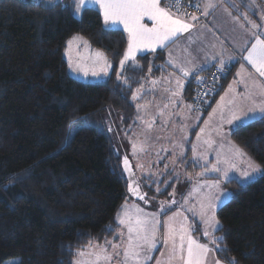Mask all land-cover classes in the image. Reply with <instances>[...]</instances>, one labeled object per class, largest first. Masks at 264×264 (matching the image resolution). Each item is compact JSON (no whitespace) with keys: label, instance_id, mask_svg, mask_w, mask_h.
<instances>
[{"label":"trees","instance_id":"obj_1","mask_svg":"<svg viewBox=\"0 0 264 264\" xmlns=\"http://www.w3.org/2000/svg\"><path fill=\"white\" fill-rule=\"evenodd\" d=\"M64 3L69 10L42 0H0V264L14 258L13 264H72L89 243L113 237L129 198L116 125L131 123L132 95L150 67L152 76L163 71L158 50L138 55L119 80L123 32L105 28L93 8L76 18L72 0ZM73 36L105 54L111 66L105 79L70 77L63 52ZM194 78L185 90L191 99ZM230 137L263 173L246 184L226 183L232 196L216 211L215 235L223 239L214 255L223 264H264V116L237 125ZM141 189L149 206V191Z\"/></svg>","mask_w":264,"mask_h":264},{"label":"crops","instance_id":"obj_2","mask_svg":"<svg viewBox=\"0 0 264 264\" xmlns=\"http://www.w3.org/2000/svg\"><path fill=\"white\" fill-rule=\"evenodd\" d=\"M42 1L44 2V0ZM188 1L196 2L199 6L197 14L195 15L197 20L194 22L188 21L194 23L195 27L191 29L190 32H184L173 38L172 42L168 43L166 47H160L164 50V60L168 61L167 63L169 65H166L172 71L170 76L166 75L161 81L165 80L167 86L175 84L177 87L176 97L181 100V102H179V108H177L178 112L162 110L160 114H158L155 113L158 111L150 108L152 103L147 101L150 96V90L149 88L144 89V87L152 83H158L156 81H159V77L162 73L161 71L156 75V78L153 79L150 73L152 68L150 67L132 95L135 112L130 119L131 123L126 127L128 130L124 133L121 129L117 130L116 135L119 149L126 157L129 155V151H143L145 153H143L144 164H194L195 162L192 159L191 150L194 148L195 143L198 142L196 136L198 133H201L200 128L204 123L205 127L209 126L208 123L212 121L214 116V118H216L215 122L217 121V118H219L218 111L220 109L223 113L226 111L224 115H228V120L224 121L221 126L214 128L213 132L209 134H212L214 138L220 139L228 136V141H231L235 146L237 145L230 137V130L237 125H242L264 116V112L260 111L261 106H264V76H261L252 64L242 58L248 54L247 50L251 49L252 44L255 43L254 34H260L262 38H264V21L263 24H259L254 15H249L247 11L243 13V0H214L217 6L214 9H209V15H203L206 0ZM161 6L168 8L174 15H179L181 19L193 16L186 15L185 17L182 13L173 12L166 5L164 0H161ZM81 7L82 9L93 8L97 10L105 28L122 31L126 39L125 51L127 50L128 33L124 30L123 24L111 22L105 24L99 4L91 2V0L87 5H82ZM75 8L76 5L73 4L72 15L78 18L81 13L73 14ZM250 19L253 22L250 21ZM143 22L151 27V21H148L147 18H145ZM202 40L211 42L212 47L203 50L201 48ZM69 41H75L83 47H88L87 52H90L89 50L94 51V56L98 59L101 57L97 55L98 53L104 54L99 50L91 48L80 36H73L67 43ZM176 43H179V45L171 48L168 52L163 49ZM160 48L156 50H161ZM152 52L153 51L150 49L136 51L135 58L138 55L153 54ZM135 58L125 61V64L121 66L120 61L124 59L123 54L118 65V68H121L119 74L123 72L128 64L134 63ZM221 59L224 60V64H234V71L229 79H227L221 92L213 101L208 111L202 114L199 121H197L194 116L197 112H195L191 104L192 99L185 96L187 82L192 75L190 74L187 77L184 76L181 69L194 70L196 75L203 71L197 70L201 66L206 70L213 65H220ZM110 68L111 66L107 67L108 75L110 73ZM119 80H121V78ZM167 92L168 89L164 94H167ZM161 98L164 105L169 104L167 96ZM187 105H189L188 109ZM249 109H254V111L249 112ZM245 113H247V116H245ZM234 117H240V119L234 120ZM230 120L233 122L229 123ZM224 140H226V138H224ZM176 156H178L177 159H175ZM169 160L171 161L169 162ZM168 176H171L169 171L164 172L161 178ZM125 201L128 200L126 199ZM124 202L116 215L113 236L114 231L120 227L118 220L121 217L120 212ZM145 206H148V203H146ZM140 209L141 212L137 214V216L143 218L145 212L142 208ZM176 210L177 208L173 206L163 211L160 215L162 221H166V219L174 215ZM195 224L197 223L189 221V229L191 226L190 233L193 237L197 238L193 234V225ZM113 245L117 244L115 243ZM119 251L121 254V250ZM159 254H161V249L155 251L149 264H158V262L159 264H181L180 259L174 258H167L163 261L161 258L157 261V256Z\"/></svg>","mask_w":264,"mask_h":264},{"label":"rangeland","instance_id":"obj_3","mask_svg":"<svg viewBox=\"0 0 264 264\" xmlns=\"http://www.w3.org/2000/svg\"><path fill=\"white\" fill-rule=\"evenodd\" d=\"M243 2V13L247 11L249 15H254V17L257 18L259 24H263L264 0H243ZM250 21L252 20L250 19ZM69 42L66 43L67 47L65 46L63 57L70 77L82 82H94L103 80L108 75L102 71L106 65H110L105 54H102L98 59L94 56V51L89 50L91 53L87 52L88 47H83L75 41ZM177 45H179V43L169 45L168 48L163 49L168 52ZM211 47V42L202 40L201 48L203 50L210 49ZM159 48L160 47H157L156 49ZM156 51L157 50L152 53ZM167 62L168 61L164 60L163 57L162 64H156V66L158 65L160 69L163 70L159 77V81H156L158 83H152L144 87V89L149 88L150 90V96L147 100L152 103L150 108L158 111L155 112L158 114H160L162 110L178 112L177 108H179V102H181V100L176 97L177 87L175 84L167 86L165 80L161 81L166 75L170 76L172 73L171 69L167 67V65H169ZM120 69L121 68H118V79L121 78L119 74ZM93 72L98 74L93 75ZM152 78L155 79L156 75H153ZM122 82H124L123 78ZM167 89V94H164ZM163 96L168 97L169 104L164 105L161 98ZM188 108L189 105H187V109ZM195 112L197 113L194 116L196 120L199 121V118L204 113L201 112V110ZM224 113L220 109L218 111L219 118H217L216 122L214 116L212 121L208 123L209 126L205 127L204 123L200 128L201 133L197 134L198 137L196 136L198 142L195 143L194 148L191 150V156L195 162L194 164H144L143 151H129L127 157L131 162L132 169L138 178L141 188L149 191L148 196L151 204L145 206L142 202H136L128 198V201L124 202L120 212L121 217L118 220L120 227L114 231V236L102 241V243L88 244L83 250L77 253L72 263L121 264L123 261V252L128 247L129 234L127 227L129 223L134 224L136 218L139 217L137 214L141 212L140 208H142L145 212L144 217L151 220L152 217L155 216V219L161 222L156 225V246L149 253L151 257H153L157 249L158 251L161 249V254L157 256V261L161 258L162 261L167 258H174L180 259L181 264H183L181 259L182 254L178 248V234L183 230L187 235H191V226L189 229V221H191L197 223L200 234L205 241L191 235L192 238L201 244L207 245L211 249L207 256L204 257V264H216L219 260L214 256V243H212V240L214 237H217L215 235L217 230H214L211 226L212 223H214L212 219V206H214L215 219L218 220L216 217L217 209L226 203L232 196L226 183L234 180L239 184H246L257 180L263 173L261 167H259L246 153L240 150L231 141H228V136L220 139L214 138L212 134H209L213 132L214 128L221 126L224 121L228 120V115H224ZM116 127L121 129L123 133L128 130L122 123L117 124ZM111 136L113 139L114 134ZM224 138H226V140H224ZM177 157L178 156H176L175 159H177ZM170 161L171 160H169V162ZM253 167H258L259 171L252 172ZM213 169L217 170L213 171ZM167 171H169L171 176L161 178L163 173ZM245 172H248L249 175L245 176ZM173 206L177 208L176 213L166 219V221H162L160 217L162 212ZM202 209L207 210V215L202 214ZM122 219L125 221L123 225L120 223ZM205 221H207V223ZM169 226L174 228L177 232V249L175 252L173 251L171 240H169L168 244L164 243V240L168 236ZM205 232H208L207 236H205ZM115 243L119 246L117 250L113 248V244ZM133 243H137L135 240V233H133ZM139 243L142 244L143 242L140 241ZM101 250H103L107 256L112 257L111 261L104 258L97 261L96 254L100 253ZM119 250H121L120 256L114 255V253ZM143 250H146V248L142 249V251ZM79 253H83V255H78ZM184 255H186V253H184ZM15 261H17L16 258L5 261L2 264H13ZM149 262H151V259L146 261L145 264H149ZM129 264H132V261H129ZM220 264L223 263L220 262Z\"/></svg>","mask_w":264,"mask_h":264},{"label":"snow or ice","instance_id":"obj_4","mask_svg":"<svg viewBox=\"0 0 264 264\" xmlns=\"http://www.w3.org/2000/svg\"><path fill=\"white\" fill-rule=\"evenodd\" d=\"M58 2L62 10H69L64 0H44V3L51 7H56ZM72 2L76 5L73 14H77L82 13L83 9L81 6L87 5L90 0H72ZM91 2L99 4L105 24L109 22L123 24L124 30L128 33V48L124 53V59L120 61L121 66L125 64V61L134 59L136 51H142L144 49L155 51L157 47H166L168 43L172 42L173 38L184 32H190L195 27L194 23L188 21L194 22L197 20L195 15L181 19L179 15H174L168 8L162 7L161 0H91ZM170 4H176L179 7L182 4V0H170ZM216 6L214 0H206L203 15H209V9H214ZM182 15L186 17V14ZM145 18L151 21V27L143 22ZM254 37L255 43L252 44L251 49L247 50L248 54L242 58L252 64L261 76H264V38L260 34H254ZM97 55L102 56L101 53ZM107 67H110V65H106L102 69L105 74H107ZM223 67L224 60L221 59L220 68L223 69ZM197 70L205 69L201 66ZM181 71L186 77L190 74L195 75L194 70L181 69ZM97 74L93 72V75ZM252 111L254 109H249V112ZM260 111L264 112V106H261ZM245 116H247V113H245ZM233 119H240V117H234ZM232 122V120L229 121V123ZM125 164H127V160H125ZM216 170L213 169V171ZM257 171H259L258 167L252 168V172ZM244 175L248 176L249 173L245 172ZM139 198L143 199L144 197L141 196ZM212 210L214 223L211 226L214 230H219V221L215 219L214 206H212ZM202 214L207 215V210L202 209ZM205 222L207 223V221ZM120 223L123 225L125 221L122 219ZM160 223L159 220L155 219V216L151 220L147 217H137L134 224L129 223L127 227L129 234L128 247L123 252V261L121 264H129V261H132V264H145L146 261L151 259L149 253L156 246V225ZM133 233H135L137 243H133ZM204 234L207 236L208 232ZM178 235V248L182 254L181 259L183 264H204V257L207 256L211 249L207 245L201 244L193 239L191 235H187L183 230ZM176 237V230L169 226L168 236L164 240V243L168 244L169 240H171L174 252L177 249ZM222 239V237H214L212 243H216ZM140 241L143 243H139ZM113 248L118 249L119 246L113 245ZM145 248L146 250L142 251ZM78 255H83V253H79ZM114 255L120 256V252L116 251ZM102 258L108 259L109 261L112 259L111 256H107L101 250L100 253L96 254V259L99 261ZM75 264H79V262H75ZM216 264H220V262L217 261Z\"/></svg>","mask_w":264,"mask_h":264},{"label":"built area","instance_id":"obj_5","mask_svg":"<svg viewBox=\"0 0 264 264\" xmlns=\"http://www.w3.org/2000/svg\"><path fill=\"white\" fill-rule=\"evenodd\" d=\"M166 5L177 12H183L188 15H196L198 4L196 2H185L178 7L176 4H170V0H166ZM234 64L226 63L223 69L220 65H213L195 75L194 93L192 96V107L195 111H200L207 102L208 97L217 89L219 83L233 73Z\"/></svg>","mask_w":264,"mask_h":264},{"label":"water","instance_id":"obj_6","mask_svg":"<svg viewBox=\"0 0 264 264\" xmlns=\"http://www.w3.org/2000/svg\"><path fill=\"white\" fill-rule=\"evenodd\" d=\"M125 160H127V164H125ZM120 167L126 181V191L128 197L134 201L146 204V194L142 191L138 178L136 177L134 170L132 169L131 162L126 156H122L120 158ZM141 196H143L144 198L140 199L139 197Z\"/></svg>","mask_w":264,"mask_h":264}]
</instances>
